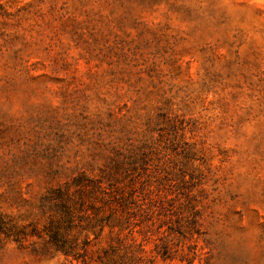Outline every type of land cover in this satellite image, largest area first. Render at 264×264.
I'll list each match as a JSON object with an SVG mask.
<instances>
[{
    "label": "rangeland",
    "instance_id": "374dc122",
    "mask_svg": "<svg viewBox=\"0 0 264 264\" xmlns=\"http://www.w3.org/2000/svg\"><path fill=\"white\" fill-rule=\"evenodd\" d=\"M0 264H264V0H0Z\"/></svg>",
    "mask_w": 264,
    "mask_h": 264
},
{
    "label": "trees",
    "instance_id": "16d2710c",
    "mask_svg": "<svg viewBox=\"0 0 264 264\" xmlns=\"http://www.w3.org/2000/svg\"><path fill=\"white\" fill-rule=\"evenodd\" d=\"M109 177H106V174L104 176H101V178L98 179H92L90 180L89 184H87V195L90 194L94 198H100V201L102 203L103 208H108L110 211V215H107L105 220L107 221V225L111 228V230L118 229L123 230L130 227L131 224H133L132 219L133 217H136L133 212H130V208L128 206V203L122 202L124 197L122 198V195L119 194L118 191L117 194L113 193V188L108 184V187L104 186V183L109 180ZM105 181V182H104ZM97 192L100 194L98 195ZM69 192H62V190H58L57 193V199L60 200V205L64 209V212L66 216L68 217L67 220L72 218V212H71V204L72 200L70 197ZM186 198L189 200H192L193 197H190L188 195ZM132 202H130L132 205L134 204L135 207L139 211H144L148 209V212H150V208L146 203H140L137 202L134 197L132 198V195L129 198ZM69 202H71L69 204ZM191 206H189L187 209L188 216L186 217V222L188 225L194 227L198 224V211L196 209V206L192 203H190ZM146 206V208H145ZM101 223L103 220H99ZM135 224V223H134ZM51 238V242L56 247L57 251L62 252L65 256H71L73 248L69 244L68 239L63 238L59 230H56L55 232L51 233L49 235ZM167 248H163L162 252L163 255H167Z\"/></svg>",
    "mask_w": 264,
    "mask_h": 264
}]
</instances>
